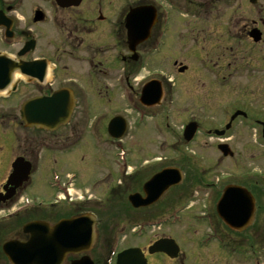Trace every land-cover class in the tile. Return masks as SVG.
Returning a JSON list of instances; mask_svg holds the SVG:
<instances>
[{
    "label": "flooded vegetation",
    "instance_id": "af4514ba",
    "mask_svg": "<svg viewBox=\"0 0 264 264\" xmlns=\"http://www.w3.org/2000/svg\"><path fill=\"white\" fill-rule=\"evenodd\" d=\"M142 29H145L143 37L131 51V31L140 33ZM154 47L158 55L162 49L173 48L170 58L175 76L153 70L149 77L143 78L139 88L132 84V74H139L146 67V64L142 66L143 61L154 52ZM36 62L38 65L31 69L30 75H23L17 69L21 63ZM179 81L184 83L190 105L194 106L182 123L180 137L186 125L197 126L196 138L206 124L209 137L227 148L221 157L232 160L234 167H238V159L243 154L250 160L264 157V0H0V157L7 160L0 166V264H9L2 252L4 244L31 242V235L23 233L28 224L39 222L51 228L71 216L86 214L95 221L94 245L87 253L78 251L66 255L63 261L59 257L55 262L58 254L50 255L47 264H81L84 257L92 264H105L107 260L109 264H116L117 255L129 248H138L146 264L160 261L182 264L180 248L172 259L163 253L149 254V248L156 241L172 239L170 236L162 234L149 245L143 240L142 246L122 247V236L114 235L113 231L117 223L110 225L116 217L120 220L119 214L128 205L129 194L139 193L145 198L142 187L157 173L146 177V166L126 173L122 182L108 190L105 201L97 198L94 202L70 205L72 215L63 214L67 205H52L51 200L37 205L30 199V206L15 211L27 198L25 192L38 172L41 152L65 153L67 144L56 145L53 139H67L77 134L79 125L84 126L88 113L97 108L102 98L105 101L109 94L127 91L144 112H152L173 103ZM151 83L161 91L162 98L156 105H141L140 93ZM198 89H202V94L194 93ZM59 91L68 95L65 104L72 110L66 125L46 132L27 127L21 121L19 111L23 103L34 98H50ZM23 131L28 135L24 134L20 140ZM29 131H36L38 135H31ZM215 131L220 132V137L213 135ZM16 162L20 166L14 170ZM26 166L29 171L26 177L17 175L15 181H9L15 171L21 169L20 173H25ZM224 178L221 188H213L216 192L209 193V185H204L202 190L217 202L226 188H244L254 199L255 220L263 185L255 184L251 188L234 181V176ZM122 184L126 192L119 194ZM133 185L137 192L130 191ZM172 190L150 207L133 210L127 206L140 215L141 237L145 235L142 223L148 219L146 214L158 210ZM110 200L117 203L112 205ZM119 204H123V211L115 212L110 207ZM173 214L171 203L158 216L169 220ZM222 226L225 230L215 229L208 234L215 242H200L209 251L206 263L223 264L218 255H225V259L241 264L243 232ZM212 245L216 248L211 249ZM250 251L251 260L261 264L264 247L263 257L254 242ZM200 255L192 253L190 258L197 264L203 261Z\"/></svg>",
    "mask_w": 264,
    "mask_h": 264
},
{
    "label": "rangeland",
    "instance_id": "374dc122",
    "mask_svg": "<svg viewBox=\"0 0 264 264\" xmlns=\"http://www.w3.org/2000/svg\"><path fill=\"white\" fill-rule=\"evenodd\" d=\"M210 31L212 32L211 27ZM172 49H162L163 51L159 55L157 50L149 53L150 56L145 58L142 64V66L146 64V67L142 68L139 74H132L134 77L132 84L138 85L140 88L143 78L149 77L153 70H161L168 77L175 76L170 58ZM200 84L201 80L197 85L200 87ZM178 87L179 91L176 88L174 91L173 103L166 104L168 108L145 112V117L138 114L139 112L142 113L143 110L137 104V99L131 96L132 105L135 109L132 108L127 91V94L119 92L109 94L105 97V101L102 98L97 108L88 113L89 116L84 126L79 125L77 134L67 139H53L56 145L67 144L66 151L71 150L70 152H41V164L38 167V172L33 175L31 186L26 190L25 196L32 199L35 204L39 201L48 203L55 196V189L52 188L53 174L63 177L65 174H74L76 179L70 180L73 198L78 196V189L81 187L86 188L93 197L105 201V198L108 197V190L118 183L117 162L119 161V154L121 155L120 150L125 153V162L120 166L122 172L126 169L124 167H129L133 171H140L142 167L146 166L145 176L148 177L153 172L176 167L183 172L184 180L168 193L158 210L154 209L146 214L148 219L144 221L149 224L159 220L162 217L161 215L158 216L159 212L165 210L166 205L172 203L174 208L179 209L177 214L179 219L175 224L172 225L168 222L161 228L150 227L147 228L143 237H134L132 231L134 225L139 223L140 215L138 211L133 212L129 207L127 208L128 205H124L126 209L124 207L123 211V204H119L110 207L114 208L115 212L118 209L122 210L123 214L120 213V220H116L118 219L116 217L110 225L115 224L114 222L117 223L116 227L113 228L114 235L119 236V232L124 231L125 234L121 239V242L124 240L122 247L142 246L143 240L146 245H149L151 241L163 234L167 237L170 236L179 246L182 255H180L179 261L182 264H195L190 258L192 253L201 254L200 256L203 258V261H197V264H211L206 263V254L209 252L205 248L207 246L201 245L200 242L207 240L206 238L209 239V243L215 242L216 240L208 234L211 235L215 229L218 231L225 229L216 218L215 200H211V197L206 193L216 192L213 188H221L226 181L224 176L228 175L236 177L234 181L250 185L251 188H254L255 184L263 185L264 188V157L250 160L247 155L243 154L238 159V167H234L232 160H224L217 151L216 146L219 142L214 137L207 136L205 130L208 126L206 124H203L198 136L186 144L180 137L181 126L185 117L189 116L190 108L194 106L190 105L182 81H179ZM193 91L196 95L202 94V89ZM166 115H169V118H166ZM115 116L126 119L129 131L121 141L111 140V142L107 134V125ZM28 133L38 135L36 131H29ZM24 134L25 131L20 133V140L24 139ZM254 154L258 155L256 152ZM6 161V158L0 157V166L3 167ZM145 163L147 165H144ZM204 185L211 187L208 192L202 190ZM124 187L125 184H122V190L119 194L122 191L126 192L123 190ZM191 188L193 190H190ZM129 189L131 192H137V190L134 191L136 189L134 185ZM261 193V199L258 202L259 209L255 220L252 222L253 225L241 235V248L243 249L242 257H240L241 264H252L250 245L253 242L257 244L260 257H263L261 249L264 247V189ZM116 201H111L112 205L116 204ZM110 207L108 206L109 209ZM103 212L108 213L107 210ZM73 213V209H69V207L63 211V214L68 216ZM100 217L102 216L100 215ZM208 219L212 220H210L212 226ZM234 239L232 236L231 240L234 241ZM210 248L216 247L212 245ZM218 256L221 257L223 264H236L234 260L225 259V255ZM260 261L261 264H264V260ZM159 264L167 263L160 261Z\"/></svg>",
    "mask_w": 264,
    "mask_h": 264
},
{
    "label": "water",
    "instance_id": "95a60500",
    "mask_svg": "<svg viewBox=\"0 0 264 264\" xmlns=\"http://www.w3.org/2000/svg\"><path fill=\"white\" fill-rule=\"evenodd\" d=\"M151 14V13H150ZM152 15V14H151ZM144 23H142L143 25ZM145 29L139 33L131 31L130 48L133 50L135 45L141 41ZM142 34V35H141ZM31 66H24L26 71ZM27 73V72H24ZM151 83L144 88L140 103L144 105L158 104L161 99V91L153 87ZM68 95L62 91L56 92L51 98L34 99L25 103L20 111L23 122L28 127H35L47 131H53L61 125H65L71 114V107L65 104ZM108 134L113 139H120L126 131V124L120 117L112 119L108 124ZM196 126L191 124L185 127L184 139L190 141L194 135ZM217 134V133H216ZM219 135V134H218ZM218 150H227L224 146H218ZM20 162L13 165L14 170L19 168ZM26 172L15 171L9 181H15V177H26L29 173L27 166ZM182 182V173L176 168H167L154 175L143 186L145 198L139 194L128 196V203L133 209L149 206L155 203L162 194L173 186ZM218 218L232 231L242 232L248 228L254 216V199L248 191L239 187H229L223 191L216 204ZM94 220L91 217L72 218L61 221L53 228L46 225L29 224L24 227L23 232L31 235V242L21 244L8 242L2 246L3 254L11 264H47L48 257L58 254V258L69 253L89 250L95 242ZM50 232V235H49ZM48 242H50L48 244ZM150 254L164 253L169 258H175L178 254V247L173 240H159L149 248ZM81 264H91L84 258ZM116 264H146L138 249H130L122 252L117 257Z\"/></svg>",
    "mask_w": 264,
    "mask_h": 264
}]
</instances>
